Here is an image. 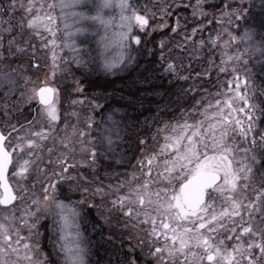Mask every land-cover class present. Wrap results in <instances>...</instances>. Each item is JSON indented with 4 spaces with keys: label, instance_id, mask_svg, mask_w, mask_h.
<instances>
[{
    "label": "snow or ice",
    "instance_id": "1",
    "mask_svg": "<svg viewBox=\"0 0 264 264\" xmlns=\"http://www.w3.org/2000/svg\"><path fill=\"white\" fill-rule=\"evenodd\" d=\"M203 4L204 0H188L187 4L180 0L179 5L177 0H149L143 5L139 0H7L0 4V83L9 86V91L17 90L18 68L22 65L11 67L4 62L6 56L22 58L31 52L35 61L33 40L38 39L43 48L62 45L71 53V62L87 67L73 37L92 26H102L106 34L112 29L111 43L119 49L113 58L105 59L107 69L124 61L133 46L139 47L146 39L145 34L163 30L167 36L170 29L172 35L167 40L162 36L158 49L166 72L180 76L189 71L192 62L188 68L183 62L189 57L194 60L210 47L212 53L219 54V65L210 59L203 74H209L208 67H218L219 73L225 74L231 66L235 76L227 81L224 91L208 96V103L197 109L200 120L191 125L186 120L169 122L170 134L169 123H165L152 136L157 140L165 134L167 142L159 144V151L143 150L139 166H134L131 174H125L116 184L98 185L92 190L75 183L69 174L77 163L95 164L97 149L86 143L93 139L87 129L94 121L91 116L81 120L76 105L83 101L76 98L70 101L72 111L61 117L63 96L53 81L62 69L53 52L52 80L47 75L35 81L24 76L26 90L20 91L12 105L31 107L30 102L37 101L39 121L34 117L23 124L10 122L8 104L0 113V264H86L83 233L77 223L81 210L67 194L61 198L58 182L63 181L69 183V191H93V198L99 196L110 212L122 215L128 227L140 231L156 264H264V172L258 179L254 172L258 158L264 160V132L257 139L253 131L257 105L247 91L246 68L249 52L264 58V40L253 44L252 28H245L239 36L231 30L232 20L244 15L243 4L236 8L224 5L220 16L228 26L215 36L210 32L207 38L197 39L203 28L201 22L189 31L178 13L175 22L169 19L174 14L169 9L183 6L192 9L194 20L196 16L207 20ZM17 11L18 24L13 25ZM61 35L63 40L59 41ZM175 37L182 38L174 49L169 48ZM241 40L248 41V47L233 52L234 42ZM62 59L69 62L68 56ZM200 75L189 71L188 76L180 78L199 79ZM81 91L76 81L69 95L79 96ZM202 103L197 101V105ZM61 119L63 126L57 123ZM107 119L112 124L104 130L100 143L111 147L120 139L121 129L111 114ZM204 124H208L207 129ZM237 131L247 144L244 148L236 144ZM77 152L82 153L79 160ZM49 218L52 223L48 231L58 233L56 240L50 239L56 261L43 252L40 243V229ZM121 264L139 261L126 258Z\"/></svg>",
    "mask_w": 264,
    "mask_h": 264
},
{
    "label": "flooded vegetation",
    "instance_id": "2",
    "mask_svg": "<svg viewBox=\"0 0 264 264\" xmlns=\"http://www.w3.org/2000/svg\"><path fill=\"white\" fill-rule=\"evenodd\" d=\"M33 68L44 71L41 76V80H43L47 68L38 64H33ZM133 70V90H130V85L125 84V76L121 73L117 78L118 92L112 94L111 99L109 92H107L108 84L104 82L108 79L109 72L102 67L75 66V63L70 61L69 67L62 68V72L55 78L54 84L61 90L63 96L60 103L61 117L65 112L72 111L70 101L76 98L83 101L82 104L76 105V111L80 114L81 120L86 116H91L94 121V125L87 129L93 139L86 141V143H88L89 148L95 146L97 149L95 164L77 163L74 171L69 174L74 178L75 183H80L92 190L98 185L116 184L125 174H131L134 171V166H139L143 150L152 151L155 148L159 151V144L167 142L164 133H161L157 140L152 139L153 134L163 125L157 126L156 120L159 116L155 114L153 108L149 111L140 108L142 104L140 98L141 68L136 67ZM76 81L80 82L82 91L79 96H70L69 94L76 86ZM149 101L151 102V100ZM151 103L153 104V102ZM32 104L30 109L28 106L27 110L25 109L21 115H18L20 116L18 119L21 121L20 124H23L25 120H33L34 117H38L39 104L37 101ZM109 114L113 116L115 123L121 129L120 139L114 140L111 147L100 143L102 135L105 134L104 130L112 124V121L107 119ZM162 117L165 118V123L171 122L169 116ZM72 122L69 121L70 124ZM44 123L46 125V121ZM57 123L63 126L64 120L61 119ZM170 133L171 124L169 123ZM144 137L148 139L146 143L142 144L140 141ZM81 155L80 152L76 153L77 160ZM146 163L147 161H145ZM161 170H163L162 165ZM151 175L154 176L155 173ZM76 177L81 178L75 179ZM58 183L62 193L61 198H64L63 194H67L68 200L76 201L79 204L81 215L77 223L83 233L86 264H109L107 256L110 248L120 249L119 247H124V245L130 250L129 258L136 256L135 259L139 261V264H156L149 254L148 242L142 237L141 232L128 227V222L122 215L110 212L99 196L93 198V191L83 192L75 189L69 191L68 182ZM51 223V218L44 221V227L40 229V243L43 252L51 254V260L56 261L57 257L53 253L50 239L56 240L58 233L53 234L48 231V226Z\"/></svg>",
    "mask_w": 264,
    "mask_h": 264
},
{
    "label": "trees",
    "instance_id": "3",
    "mask_svg": "<svg viewBox=\"0 0 264 264\" xmlns=\"http://www.w3.org/2000/svg\"><path fill=\"white\" fill-rule=\"evenodd\" d=\"M149 0H139L141 5L148 3ZM156 2V0H153ZM195 3V0H192ZM4 3L0 0V4ZM184 4L188 3V0H183ZM177 4H180V0H177ZM226 4H232L233 8L243 4L244 7L241 12L244 13L239 19H233L231 24V30L235 35L239 36L244 32L245 28H252V43H258L264 40V5L262 0H204L203 7L208 13V19L205 20L200 16H196L195 20L192 17V9L179 6L178 8L169 9L174 14L169 17L172 22L177 19V13L181 19V24L185 25L187 30L190 31L192 27L196 26V22L199 21L203 24L201 32L197 33V39L203 37L207 38L209 33L215 36L216 33L223 32L224 28L228 26V21L224 20L220 16L221 8ZM225 11L227 9L225 8ZM218 19L220 22H218ZM13 25L17 24V20H12ZM239 29V31H236ZM18 30V28H17ZM168 35L165 36L163 30L160 32L147 35L146 39L139 47L133 46L132 52L128 53V56L123 61L122 67L116 72H109L108 79L105 80L111 99L112 94L118 92L117 78L123 73L125 76V84L130 85V90L134 88V68H141L140 71V98L142 104L140 108L142 110L149 111L153 108L155 114L158 115L157 126L165 124V118L162 116H169L171 122H177L182 119L183 114L191 113L194 107H197V101H208V96H211L224 87L227 78L232 77L231 66L228 68V72L220 74L218 67H208L209 74L205 75L204 69L208 66L210 59L215 60V64L219 65L220 56L218 53H212L210 47H205L199 56L194 60L189 57L183 63L185 68H188L189 61L192 62V67L189 69L193 75L200 73L199 79L190 78L187 80L181 79L180 76H188L189 71L181 72L180 76L166 72L162 67L163 61L158 51L162 36L165 40L168 36H171V30H167ZM15 34V32H13ZM182 37H175V39L169 43V48H175V44L179 43ZM248 41H235L234 47L231 49L233 52H239L241 49L248 47ZM211 53V55H210ZM167 55V50H165ZM177 55V51H173V56ZM186 56L187 54L184 53ZM11 59V58H10ZM246 59L250 62L246 64L248 70V92L252 97V102L257 105L255 114L253 116L255 128L253 129L257 139L260 132H264V58L258 53H248ZM33 61V54L30 52L28 55L20 57H12L11 62L27 63L31 64ZM244 62L241 61V64ZM122 71V72H120ZM120 72V73H119ZM244 75V68H241V73ZM130 78V79H129ZM244 79V78H241ZM221 82H224L221 84ZM219 86V87H218ZM243 86V85H241ZM145 99L146 101L144 102ZM153 102V104L149 101ZM148 102V103H147ZM150 102V103H149ZM148 113V112H147ZM247 126V125H246ZM245 126V127H246ZM162 127V126H161ZM236 144L239 148H244L247 144L244 138L240 136L239 131L235 133ZM248 141H251V134H249ZM254 172L257 179L259 174L264 172V160L258 158L257 163L254 165ZM120 249L110 248L107 258L109 264H121L126 258H129L128 253L130 250L126 245L119 247ZM131 258H134V256ZM136 258V256H135ZM139 258V256H137ZM114 261V262H113Z\"/></svg>",
    "mask_w": 264,
    "mask_h": 264
},
{
    "label": "rangeland",
    "instance_id": "4",
    "mask_svg": "<svg viewBox=\"0 0 264 264\" xmlns=\"http://www.w3.org/2000/svg\"><path fill=\"white\" fill-rule=\"evenodd\" d=\"M1 1H3L4 3L7 2V0H1ZM18 3H19V0H18ZM19 15H20V12L17 11V13H16L17 19H14V20H17V24H18ZM12 22H14V21H12ZM111 32H112V29H110L109 32L106 34L105 30L102 26H99V27L92 26V27H90L88 32L79 33L73 37V39L76 41V46L79 49V55H80L81 59H83L85 61V63L87 64V67L88 66L94 67V68L95 67H102L107 72H116L122 67L123 61L121 63L115 64L114 67L111 69H107L104 67L105 59L106 58L107 59L113 58L116 55V53L119 51L117 46L115 44L111 43ZM105 36H107V39H102V37H105ZM62 40H63V36L61 35L59 37V41H62ZM59 41H58V43H59ZM4 43H5V51H6V49H7V36L5 38ZM33 43L35 44L37 51L35 53V61L33 60L31 64H27V63L20 64L19 62L16 64H13L11 62L12 56H6V58L4 60L5 63L10 64L11 67H13V68H17L18 65H22V69L18 68L19 76L17 77L18 84H17V90L16 91H9V86H7L3 83H0V113L3 112L4 105L8 104L9 108L11 109V113H12V115L10 116V122H12V123H16L20 117L18 115H21V112H23L25 109L27 110L28 106H29L28 104H20L18 107H15V108L12 107V105H14L16 103L17 97H19L20 91L26 90V89H24L25 81H24L23 77L27 76V77H30L31 81H35L37 77H39L41 79L42 73L44 72L41 69L35 70L33 68V64H38L39 66H44L45 68H47V72H45V73H46V75H48L50 80H52L51 73L53 71V68H52L53 52H55L56 57L59 59V64L61 66V69L69 67V65H70L71 53L67 49H62V45L59 47H56V48H53L52 45H49L48 48H43V47H41V42L38 39H34ZM130 52H132V51H130ZM64 56L69 57V62H65L62 59V57H64ZM127 56H128V53L126 54V57ZM75 66H81V65H78L75 63ZM61 72H62V70L57 71L55 73V78ZM240 76H241V78H244L243 74H240ZM229 79L234 80L235 79L234 74L232 75V77H230V78L228 77L227 81ZM227 81H226L224 87H222V89L220 88L219 91L225 90V86L227 85ZM53 83H54V81H53ZM31 87H32V83L29 82L28 88H31ZM233 87H234V85H233ZM243 87L244 86H241L242 90H243ZM247 91H248V88H247ZM5 93H7V96L5 95ZM215 94H213V95H215ZM30 103L32 104V103H34V101H31ZM207 103H208V101L198 105L197 107H194V109H192L191 113L183 114L182 116H184V117H182V119L178 120V122L183 123L186 120L188 122V124L191 125L196 120H200L202 118L201 113L197 109L198 108L202 109L204 104H207ZM29 109H30V107H29ZM37 120L39 121V117H37ZM20 122L21 121H19V123ZM0 123H2V121H0ZM246 125H247V123L245 122V126ZM204 128L207 129L208 124H204ZM241 155H243V153H241ZM29 182H31V181H29Z\"/></svg>",
    "mask_w": 264,
    "mask_h": 264
},
{
    "label": "water",
    "instance_id": "5",
    "mask_svg": "<svg viewBox=\"0 0 264 264\" xmlns=\"http://www.w3.org/2000/svg\"><path fill=\"white\" fill-rule=\"evenodd\" d=\"M241 80H242V84H241V85H243V80H244V79H241Z\"/></svg>",
    "mask_w": 264,
    "mask_h": 264
}]
</instances>
